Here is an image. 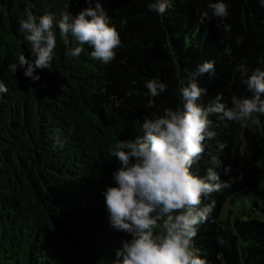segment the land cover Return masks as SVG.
Returning a JSON list of instances; mask_svg holds the SVG:
<instances>
[{"label": "trees", "instance_id": "1", "mask_svg": "<svg viewBox=\"0 0 264 264\" xmlns=\"http://www.w3.org/2000/svg\"><path fill=\"white\" fill-rule=\"evenodd\" d=\"M152 2L0 0V81L8 88L0 102V264H115L116 251L132 237L110 224L104 192L116 186L113 173L121 164L108 149L142 136L146 119L182 108L179 89L205 61H214L215 71L197 78L207 90L199 104L208 107L222 93L221 102L232 107V97L251 96L236 68L246 60L249 74L264 70L260 0H223L226 18L212 16L208 5L218 0H172L162 16L149 11ZM97 3L122 40L114 61L92 59L87 45L79 57L66 55L57 25L51 69H36L38 81L22 67L10 72L19 55L34 59L19 28L26 8L58 22L62 12L75 17ZM203 11L211 20L201 23ZM150 79L165 83L166 91L151 97ZM209 119L216 135L191 171L203 178L212 167L231 186L205 199L215 208L198 226L197 255L207 264H264V114L248 127L221 114ZM245 197L251 208L233 218Z\"/></svg>", "mask_w": 264, "mask_h": 264}, {"label": "clouds", "instance_id": "2", "mask_svg": "<svg viewBox=\"0 0 264 264\" xmlns=\"http://www.w3.org/2000/svg\"><path fill=\"white\" fill-rule=\"evenodd\" d=\"M171 3L172 0H154L148 4V9L162 16ZM260 4L264 7V0H260ZM208 7L214 17L228 16V5L223 0L209 3ZM25 16L19 21V28L27 33L25 39L31 44L34 59L30 61L23 54L19 55L18 64L8 66L13 75L22 67L26 77L38 81L40 76L34 75L36 69H51L57 47V25L65 54L71 57H79L84 52L83 46L87 45L92 49L91 58L107 65L116 59V50L122 45L119 32L110 24L99 3L95 9H85L75 17L62 12L58 22L50 14L37 17L28 8ZM199 19L203 23L211 17L208 11H203ZM223 30L231 32V26L225 24ZM72 41L78 46L68 47ZM240 42L238 38L237 43ZM214 71V61L200 64L189 74L187 85L179 89L182 108H167L163 115L146 119L142 136L134 142L119 140L108 149V155L121 164L113 173L116 186L104 192L110 224L132 237L116 251L115 264H207L194 247L198 226L209 222L215 208L214 200L205 204V199L231 186L230 182L221 184L212 167H208L203 178L191 171L205 153V141L216 135L211 130L213 121L209 117L221 114L228 121L248 127L249 122L256 123L264 114V70L257 68L249 74L246 60L236 71L251 93L250 97L234 96L232 107H228L221 102V93L208 107L199 104L207 90L199 86L197 78ZM146 88L151 97H157L166 91L167 85L150 79ZM7 92L8 88L0 81V102ZM56 144L64 147L59 137ZM210 163L218 165V156L211 155ZM217 240L220 245L229 246L223 238Z\"/></svg>", "mask_w": 264, "mask_h": 264}, {"label": "rangeland", "instance_id": "3", "mask_svg": "<svg viewBox=\"0 0 264 264\" xmlns=\"http://www.w3.org/2000/svg\"><path fill=\"white\" fill-rule=\"evenodd\" d=\"M245 200H246L245 203H243L240 200L238 203V206L234 208L235 214H234L233 218H235L237 216V214H239L240 211H249V209L252 206V202L250 199H247L246 197H245ZM224 215H226V214L224 213Z\"/></svg>", "mask_w": 264, "mask_h": 264}]
</instances>
